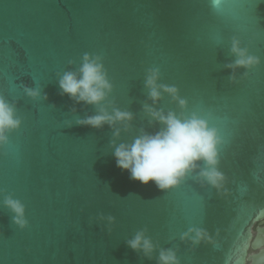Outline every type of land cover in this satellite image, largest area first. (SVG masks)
<instances>
[{"label":"water","instance_id":"1","mask_svg":"<svg viewBox=\"0 0 264 264\" xmlns=\"http://www.w3.org/2000/svg\"><path fill=\"white\" fill-rule=\"evenodd\" d=\"M234 41L258 63L229 67ZM85 54L112 84L99 104L60 88ZM150 69L179 99L151 98ZM0 97L21 122L0 142V264H160L167 249L178 264H246L264 219V0H0ZM146 105L217 129L222 187L201 176L203 160L168 189L117 165L116 146L165 128ZM101 109L133 118L79 123ZM193 228L208 237L194 243ZM141 231L147 255L127 243Z\"/></svg>","mask_w":264,"mask_h":264},{"label":"clouds","instance_id":"2","mask_svg":"<svg viewBox=\"0 0 264 264\" xmlns=\"http://www.w3.org/2000/svg\"><path fill=\"white\" fill-rule=\"evenodd\" d=\"M219 4L220 0H213L214 7H219ZM232 52L237 59L234 64L228 65L229 67H249L258 63V58L249 55L246 49L239 46L238 41L233 42ZM158 79L159 70L150 69L146 86L150 89V96L154 101L161 97V89L179 99L175 87L158 84ZM59 84L64 94H68L77 102L83 101L89 104H99L112 88L101 58L99 56L93 58L89 54H85L79 74L66 72ZM28 91L32 96L39 95L38 90ZM179 103L184 106L186 101L180 99ZM145 107L154 118L165 125V128L156 134L140 135L131 144L121 143L116 146L114 155L117 165L128 170L132 179L144 184L154 181L160 189H168L178 185L189 171L197 167L196 162L203 160L208 168L202 170L201 176L209 183L222 187L225 176L215 167L218 162V145L221 142L217 129L209 127L206 120L195 114L191 118H180L173 112L165 115L150 106ZM132 118L130 112L119 109L108 112L107 109H101L99 114L80 120L79 123L93 127H102L105 123L114 126L117 122L129 121ZM20 123L15 117L12 106L0 97V142L6 141V133L18 127ZM119 134L117 129L115 135L119 136ZM4 203L16 214L14 217L16 223L24 226L27 221L23 203L12 197H7ZM109 219L113 218L109 217ZM257 223L259 225L264 221ZM190 232L195 233L192 237L194 243H199L200 240L208 237L203 229L193 228ZM185 236L187 237L188 234L186 233ZM127 243L133 250H143L146 255L155 247L143 231L138 232ZM159 261L160 264H178L176 254L171 249L162 250Z\"/></svg>","mask_w":264,"mask_h":264},{"label":"flooded vegetation","instance_id":"3","mask_svg":"<svg viewBox=\"0 0 264 264\" xmlns=\"http://www.w3.org/2000/svg\"><path fill=\"white\" fill-rule=\"evenodd\" d=\"M261 221H264V219L258 222ZM249 261H251V264H264V223L258 225L256 222L253 226V237L246 264H249Z\"/></svg>","mask_w":264,"mask_h":264}]
</instances>
